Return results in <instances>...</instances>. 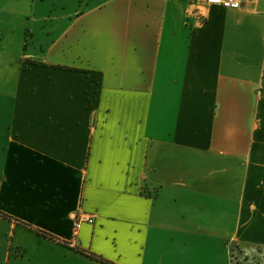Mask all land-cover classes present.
Segmentation results:
<instances>
[{
	"label": "crops",
	"instance_id": "1",
	"mask_svg": "<svg viewBox=\"0 0 264 264\" xmlns=\"http://www.w3.org/2000/svg\"><path fill=\"white\" fill-rule=\"evenodd\" d=\"M241 1L0 0V264L264 249V0Z\"/></svg>",
	"mask_w": 264,
	"mask_h": 264
},
{
	"label": "rangeland",
	"instance_id": "2",
	"mask_svg": "<svg viewBox=\"0 0 264 264\" xmlns=\"http://www.w3.org/2000/svg\"><path fill=\"white\" fill-rule=\"evenodd\" d=\"M205 259L206 257L205 258L189 257V258H183L176 261H172L171 263L165 260L163 263L161 260H159V258L156 257L153 258L149 255H146V257L141 261V264H206ZM207 261L210 262L211 264H221V262H219L218 260L216 262H214L213 259H209ZM224 262L225 263L223 264H226V262L227 264L229 263L228 260ZM232 262L233 264H264V249L256 248L253 250H249V249L240 248L239 246H235L233 248Z\"/></svg>",
	"mask_w": 264,
	"mask_h": 264
},
{
	"label": "built area",
	"instance_id": "3",
	"mask_svg": "<svg viewBox=\"0 0 264 264\" xmlns=\"http://www.w3.org/2000/svg\"><path fill=\"white\" fill-rule=\"evenodd\" d=\"M191 2H194L195 4L201 3V4H207L210 6H217L222 7L225 9H241L243 8V2L241 0H190ZM93 222V217L85 215V214H79L77 218H75L74 222V232L79 229L81 224L88 223L91 224Z\"/></svg>",
	"mask_w": 264,
	"mask_h": 264
},
{
	"label": "trees",
	"instance_id": "4",
	"mask_svg": "<svg viewBox=\"0 0 264 264\" xmlns=\"http://www.w3.org/2000/svg\"><path fill=\"white\" fill-rule=\"evenodd\" d=\"M44 236V235H43ZM45 237H47L46 235H45ZM50 237V236H49Z\"/></svg>",
	"mask_w": 264,
	"mask_h": 264
}]
</instances>
